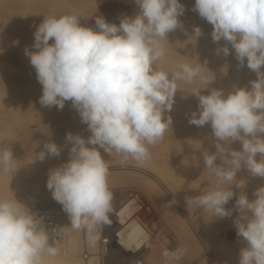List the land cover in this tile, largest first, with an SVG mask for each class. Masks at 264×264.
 <instances>
[{
	"label": "clouds",
	"instance_id": "1",
	"mask_svg": "<svg viewBox=\"0 0 264 264\" xmlns=\"http://www.w3.org/2000/svg\"><path fill=\"white\" fill-rule=\"evenodd\" d=\"M134 3V16L122 14L117 24L99 14L95 28L82 25L76 14L43 16L31 49H24L42 86L40 105L63 110L70 101L90 132L87 138L66 133L69 158L49 170L46 188L68 215L70 226L98 241L95 230L110 226L114 212L109 167L101 150L107 155L115 151L125 161L150 159V147L163 140L172 125L165 113L172 110L177 81L199 79L207 87L191 92L198 105L188 122L211 126L209 138L216 150H204L202 158L217 183L204 194L185 196L187 209L211 212L215 219L231 217L233 209L225 205L235 196L232 187L240 189L234 205L239 215L233 223L246 246L239 251L238 264H264V185L249 200L243 191L247 181L237 179L242 167L250 176L264 178V0H195L192 11L212 25L213 43L225 41L216 54L227 57L234 51L238 67L246 61L257 77L249 81L250 88L234 86L226 95L221 88H209L215 79L204 75L200 62H179L171 72L156 67L165 57L169 33L183 27L181 0ZM201 35L202 29L194 26L190 37L197 41ZM204 89L208 94H201ZM236 141L240 150L231 147ZM61 151L47 141L36 160L59 157ZM0 169L18 171L11 149L0 152ZM226 182L230 187H223ZM175 203L173 199L168 206ZM56 244L36 212L16 198H0V264H46L47 258L57 256ZM185 252L179 246L165 249V264H177Z\"/></svg>",
	"mask_w": 264,
	"mask_h": 264
},
{
	"label": "bare ground",
	"instance_id": "2",
	"mask_svg": "<svg viewBox=\"0 0 264 264\" xmlns=\"http://www.w3.org/2000/svg\"><path fill=\"white\" fill-rule=\"evenodd\" d=\"M18 1H20L19 2L20 4L23 3V5L32 4L34 8L24 9L21 7H16L15 5L17 3V0H7L6 3L5 2L2 3V6H5V7L1 8L0 10V12L2 11L4 14L0 16V22L3 23L2 24L3 25L2 27H4L3 30H6V32L4 31L5 32L4 35L7 38L12 36V34H10V31L7 32L10 28L12 27L18 28V26H20L21 28H25L24 22H27V21H25L24 13H26L28 10L29 11L32 10L36 12L39 16L38 22H36V25L34 26V28H36L41 23L44 14L46 15L48 11H50L46 8V5L47 4L52 5L56 3V2L54 3V0H18ZM75 1L80 2L82 0H75ZM125 1H127V3L129 1L131 5H133L132 6L133 8L131 9L132 11L130 10L131 13L130 14L128 13V14L129 16H134L138 11V6L135 5L134 0H125ZM84 2H81V4ZM98 2H100V0ZM181 3L185 6L184 15L179 17L180 21L182 22L183 27L177 28L173 32L169 33L168 35L169 41L168 40L164 41L166 54L162 60L157 62L156 64L157 69L163 70L166 72H171L174 66L179 62L183 61V62L190 63L192 65H195L198 62H200L204 64V68H203L204 75L207 76L209 79H215L214 82L209 85V88H221L224 90L225 95L228 92H230L234 86L250 88L249 81L255 80L257 78L255 72L251 71L246 66V61H245V66L238 67V62L235 59L234 51H232L231 54L227 57L223 56L222 54L217 55L215 50L218 47L222 46L225 43V41L222 40L220 41L219 44L213 43L212 38H211V32L213 30L212 25L207 23L204 19L200 18L196 12L192 11V8L195 4V0H181ZM59 5L60 4H58L57 7H59ZM89 5H87L86 3L84 6L85 7L88 6L89 8L91 6ZM91 7H94L93 4ZM54 8L55 7L53 6V9ZM66 9H65L67 11L66 14H68V8ZM83 9L87 11V9H85L84 7ZM72 10L74 9L72 8ZM75 10L77 11V8ZM93 11L94 10L87 11L85 16H88ZM116 12L118 13V15H122L123 13L121 9L119 8L116 9ZM125 14H127V12ZM116 17L111 16L107 18L106 21L110 23H116V19H117ZM90 19L91 17L88 19V21ZM81 22H86V21H81ZM86 23H84V25ZM194 26H199L202 29V35L198 38L197 41H195L194 37H190ZM33 33L31 32L32 36H33ZM174 42H176V47H178L177 45H179V49L177 50L175 49L178 52V55H177V52L175 53V50H174V44H175ZM229 48L231 50L230 45H229ZM22 51H24L23 48L21 49L20 52L22 53ZM261 70L264 71V67H262ZM30 75L33 76L34 78H32V82L30 80L29 81L31 83L34 82L35 86H37L39 82L36 79V72H33L32 74H29L28 76L30 77ZM177 85H178V91L176 92L174 99H177L178 101L174 102L170 113H165V118H167L168 115L172 117V125L166 131L163 140H161L154 146L150 147V153H151L150 159H148L147 161L143 163H138L137 161L131 158L125 161L123 160V157L119 154H116L115 151H113L111 155H107L103 153V150H101V154L104 156L108 164V167H109L108 183H119V182L123 183V185H121V188L123 186L125 190L124 200L121 203H119L116 209L114 210V215H113L114 222L112 224V227L114 225L113 231L109 234L108 233L104 234L108 238L107 244L104 245L102 243L101 227L99 226L95 230V234L99 236L98 241H96L95 243L89 240L88 234L85 230L73 229L70 226V220H69L68 215L62 210V206L59 204L60 210L62 213V220H63L62 222L63 239L57 242L56 244V247L58 249L57 256L47 258L46 264H101L102 253L104 251L106 252L109 251L111 247H114L120 250L121 252L124 251L125 254L126 252L129 253V255L133 254L130 260L128 261V263L134 259H139L143 264H165V259L161 253L162 250H159L155 243L157 244L164 243V245L162 246L164 250L169 249V248L170 250H172L178 246L185 248L186 252L183 255L184 259L179 261L180 264L181 263L183 264H238L239 251L242 247L246 246V242L243 239L241 241H238L236 237L235 239L237 241L229 240L228 238H226L228 235L226 237L224 234L220 236V233H219L220 237L217 236L216 232L218 231L215 230V226L217 224L218 219H215V217L213 216L211 212H206L202 209H196L193 212V211H188L187 209L185 196H197V195L204 194L205 192L210 190V188L214 187L215 184L217 183L216 178L212 176L208 172V170L205 168L204 161L202 158V152L204 150H208L209 152H215L216 149L214 146L213 139L209 138L211 137V133H212L210 124H206L203 127H198L195 125H191L188 122V117L191 115L193 111L197 109V105H198L197 98L191 95V92L197 88L199 89L206 88L207 85L204 84L199 79L194 81L193 83H187L185 81H177ZM8 89L9 88H7L6 91ZM16 94L18 95L19 93L16 92L15 95ZM22 94L24 93L22 92L21 95ZM201 94H208V89L202 90ZM3 104L5 103L3 102ZM18 104H20V102ZM6 108L9 109V106H6ZM65 108L67 110L64 109L62 111L55 110L52 108L53 109L52 118L51 119L48 118L47 117L48 115L47 116L45 115L47 118L43 116L45 117V119L42 122H40V127L33 128V129L29 128L28 132L31 134H37L41 132L45 138L44 140L52 141V142L54 140V138H52L51 136L52 133H56V132L64 133L62 136V139H64L65 133L70 131L69 127L73 124V122H75V120H73L74 117L71 116V112H72L71 106H67ZM44 109L45 108H43V110ZM10 110L11 109H9L8 111ZM41 112L43 111L41 110L40 113ZM49 112L48 113L51 115V111ZM4 113L5 112H3V114ZM11 113L15 114V112H13L12 110H11ZM74 113L76 114V112ZM63 117L65 118L64 120L62 119ZM13 118L17 119V115L16 117L14 116ZM30 120L32 119L30 118ZM77 120L79 121V119ZM5 122L7 121L5 120ZM74 124L76 125V122ZM81 125L82 124H80L79 126ZM82 126H85V125H82ZM80 128L83 129V127H80ZM81 129H80L81 132L82 131L85 132L84 130H81ZM1 131L3 135V130H0V132ZM6 131L7 130L4 131V134L5 133L8 134V131L7 132ZM10 136H12V134ZM8 137L9 136L7 135V138ZM54 137H56V135ZM39 139H41V137ZM26 140L28 141V138ZM6 143L10 145L8 146V149H11L12 152L22 150L21 149V147H23L22 144L18 145V144L13 143L12 145L8 142ZM41 145L40 146L37 145L34 148L35 152H34V155L32 156L30 155L31 153L27 154V151L21 152L19 154H17V152L13 153L14 162L18 169L16 174L5 173L2 169H0V198H16L18 201L26 204L34 212L36 211V208L39 203H42L45 201L48 202L52 199L51 192L46 188V181L48 179L49 167L55 164L60 165L66 162L69 158V153H66V155L64 154L65 156H63L62 159L60 158L61 161L58 157H48L43 162L38 160L39 161V165H38L39 173L36 175H32L31 174L32 168L31 169L29 168L32 165V163L37 162L36 157H38V153L43 148L41 147ZM2 147H1L0 152L4 151V148ZM231 147L233 149L240 150L241 143L239 141H236L231 145ZM64 150H66L65 147H64ZM256 158L258 159V157ZM219 162L220 161L218 160L217 163ZM31 167H34V166H31ZM165 168H168L172 172L173 170H175L178 173V175L176 174L177 177L180 180L183 179L185 182L186 181L190 182L189 179L187 180V177L196 179L195 182L196 181H199L200 183L202 182V188H204V190L202 191H193V190L189 191L188 190L187 192L186 190L189 188L184 189V187L183 188L180 187L179 194L182 197L183 201H178L176 199L177 203L172 204L169 207L168 206L169 202L173 200L171 196L173 195L172 190L168 188V190L165 191V194L168 197L169 202L167 201H165V203L162 202V200H165V197L162 194H161L162 198L158 196V194H160L158 192V185L161 186L163 183L165 186H167L164 182V177L162 176V171L165 170ZM166 171H164L163 173L165 174ZM185 176H186V179H184ZM165 178L167 179V177ZM178 178L176 179V181L178 180ZM237 179L238 180L245 179L247 181V185L243 191L247 194L249 200L255 199V196L253 195L254 191L257 188L264 185V178L250 176V174L248 173L245 167H242L241 170L237 173ZM176 181H175L176 185L172 182V180H171V183L173 184L172 186H176V189H177ZM130 185H135V187H138V189L139 188L145 189L146 196L148 199H151V198L157 199L156 203L153 202L155 208L163 216L164 220H166L168 223L173 225L175 229L174 233H172L171 235H168L169 232H167L166 235H163V236H167V238L169 239L168 241H170V243L166 242L165 239L162 238L163 237L162 233L166 232L167 230H162L163 231L162 232L161 230L158 229L159 231L154 232L151 229L149 225V221H151L150 216L147 215L146 213L147 211L143 210L144 203L141 198V195L137 189L134 190V188H132ZM224 186L230 187V185L227 182L223 185V187ZM236 189L238 190V192L240 191V189L238 188ZM234 205H235V200H230L228 204L225 205V208L233 209V213L231 217H237L239 215L238 211L235 210ZM190 217H192L193 220H195L196 222V223L194 222L195 224L193 223V226L189 222V221H192V218ZM226 218L230 219V217H226ZM223 222L225 221L223 220ZM228 222L227 224H229ZM225 224L223 225V228ZM217 226H219V224ZM103 232L105 233V231ZM120 260H121V257H120Z\"/></svg>",
	"mask_w": 264,
	"mask_h": 264
},
{
	"label": "rangeland",
	"instance_id": "3",
	"mask_svg": "<svg viewBox=\"0 0 264 264\" xmlns=\"http://www.w3.org/2000/svg\"><path fill=\"white\" fill-rule=\"evenodd\" d=\"M68 1V2H67ZM54 0V3L55 4H47L46 5V8L48 9V10H50V11H48V13L45 15L44 14V16H50V15H62L61 13H63L64 14V12H65V14H66V8H68V14L69 13H73V12H75L76 13V15H78V16H80L81 17V21H86V22H81V24L82 25H84V23H86L85 25L86 26H88V27H93V28H95V17L96 16H98L99 15V13H100V15L102 14H104L103 16H104V18L105 19H107V18H109V17H111V16H113V17H116L117 15H118V13L116 12V9H121V11L125 14L126 12H127V14L129 13H131V9L133 8L132 6L133 5H131V3L128 1V3H127V1H123V0H100V2H98L99 0H97V3H96V0H82V1H80V2H78V1H75V0ZM87 3V5H91L92 6V4H93V6L95 7H91L90 5V7L88 8V6H84L86 3ZM91 1H92V3H91ZM3 2H7V0H0V10H1V8H4L5 6H2V3ZM20 1H18L17 0V3H16V7H21V8H24V9H32V8H34V6H32V4H27V5H23V3H19ZM81 2H84V3H82L81 4ZM60 4L59 5V7L61 8H59V7H57V5L58 4ZM62 3V4H61ZM66 3H68V4H66ZM73 4V6H72V4ZM79 3H80V5H79ZM89 3V4H88ZM99 3V4H98ZM57 4V5H56ZM78 4V5H77ZM98 4V7L96 6ZM65 5V6H64ZM77 5V6H76ZM27 6V7H26ZM53 6L55 7V8H57V9H53ZM71 6V7H70ZM131 6V7H130ZM70 7V8H69ZM75 7V8H74ZM79 7V8H78ZM83 7L85 8V9H87V11H89V10H94L91 14H89L88 16H85V14H86V10H84L83 9ZM72 8L74 9V10H72ZM77 8V11L75 10ZM81 8V9H80ZM130 8V9H129ZM60 9V10H59ZM66 9V10H65ZM95 9H97V10H95ZM63 10H65V11H63ZM80 10H82V11H80ZM131 10V11H130ZM31 11V12H30ZM28 10L26 13H24V16H25V21H27V22H24L25 24V28H21L20 26H18V28H14V27H12V28H10L7 32H9L10 31V34H12V36L11 37H5V35H4V33L6 32V30H3V28L4 27H2L3 25V23L2 22H0V95L2 96V98H1V96H0V130H3V135H2V131L0 132L1 134H0V150H1V147L2 148H4V150H8V146H10L9 144H7L6 142H8V143H10V144H12L13 145V143L14 144H22L23 145V147H21V151L19 150V151H15V152H17V154H19V153H21V152H26L27 151V154L28 153H31L30 155L32 156V155H34V148L38 145V146H40L41 144V147H43V143H45V142H47L46 140H44L45 138H44V136H43V134L40 132V133H37V134H31V133H29L28 132V130H29V128H38V127H40V122H42L44 119H45V117L47 116L48 118H52V110L53 109H55V110H58L55 106H53L50 110H48L47 109V107H43V108H45V109H47V110H43V108H42V106L41 105H39V97L42 95V87L38 84L37 86H35V84H34V82L33 83H31L32 82V78H34L33 76H31L30 75V77L28 76L29 74H32L33 72H35V69L30 65V62H29V58L28 57H26L25 56V54H24V51H22V53L20 52L21 51V49L23 48V49H25V47H28V48H30L31 49V46L33 45V41H34V36H32L31 35V32L33 33L34 32V30H35V28H34V26L36 25V22H38V18H39V16H38V14L36 13V12H34V11H32V10ZM125 11V12H124ZM78 12H80V13H78ZM99 12V13H98ZM104 12V13H103ZM75 13H73V14H75ZM122 13V14H123ZM94 14H96V15H94ZM126 14V15H127ZM129 14H128V16H129ZM2 15H4L3 14V12L1 11L0 12V16H2ZM93 15V16H92ZM119 16V17H118ZM116 18V23L118 24L119 23V18L121 17V15H118ZM85 17V18H84ZM87 17V18H86ZM91 17V19L88 21V19ZM84 20H83V19ZM88 23H89V25H88ZM19 24H20V22H19ZM91 24V25H90ZM84 25V26H85ZM5 31V32H4ZM4 36H3V35ZM22 39V40H21ZM16 42H18V43H16ZM175 44H174V50L176 49H179V45H177L178 47H176V42H174ZM209 47V46H208ZM34 50V49H33ZM175 50V53L177 52ZM8 51V52H7ZM176 55V54H175ZM174 55V56H175ZM177 55H178V52H177ZM4 58V59H3ZM10 65V66H9ZM7 67V68H6ZM17 70H19V71H17ZM31 72V73H30ZM7 73V74H6ZM28 74V75H27ZM29 77V78H28ZM31 78V79H30ZM24 80H26V81H24ZM31 82H30V81ZM15 82V83H14ZM19 83V84H18ZM35 86V87H34ZM12 87H14V88H12ZM7 88H9L7 91H6V89ZM12 88V89H11ZM26 90H25V89ZM31 88V89H30ZM35 89V90H34ZM15 92H14V91ZM18 90H20V91H18ZM25 90V91H24ZM30 92H29V91ZM9 91V92H8ZM19 93L18 95L16 94L15 95V93ZM24 93V94H22L21 95V93ZM11 95H10V94ZM37 93V94H36ZM38 93H40V94H38ZM36 95H37V97H36ZM14 96H16V97H14ZM18 96V97H17ZM23 96H25V97H27V96H29V97H27V98H25V97H23ZM33 96V97H32ZM35 96V97H34ZM20 97V98H19ZM23 97V98H22ZM2 99H3V101H2ZM5 99V100H4ZM13 99V100H12ZM20 99V100H19ZM19 100V101H18ZM37 100V101H36ZM23 101V102H22ZM175 101H178L177 99H175ZM3 102L5 103V104H3ZM20 102V104H18ZM29 102V103H28ZM8 103V104H7ZM12 105H11V104ZM32 105H31V104ZM35 103H37V104H35ZM66 103H68V104H66ZM70 103V104H69ZM14 104V105H13ZM15 104H17V105H15ZM1 105H3V106H1ZM9 106V109H11L13 112H15V114L14 113H11V110L10 111H8L9 109L8 108H6V106ZM38 105H39V107H38ZM19 106V107H18ZM67 106H71V102L70 101H66L65 102V106H64V108H63V110L64 109H66L65 107H67ZM42 109H41V108ZM30 108V109H29ZM71 108H72V106H71ZM20 109V110H19ZM23 109H25V110H23ZM32 109H33V111H32ZM43 111V112H41L40 113V111ZM67 110V109H66ZM22 111V112H21ZM49 111H51V115L49 114L50 112ZM62 111V110H61ZM3 112H5L4 114H3ZM17 112H18V114H20V115H18L17 114ZM24 112V113H23ZM49 112V113H48ZM74 112H76L75 110H74V108H72V112H71V116L72 117H76L75 119L73 118V120H75V122H76V125L74 124L75 122H73V124L69 127L70 129V131L69 132H71V133H73V134H80L81 136H83V137H88L89 135H90V132L89 131H87V127H86V125L85 124H82L81 122H80V117H79V115L77 114V112H76V114L74 113ZM3 115H2V114ZM29 113V114H28ZM36 114V115H34V114ZM44 113V114H43ZM11 114H13V115H11ZM72 114H74V115H76V116H74V115H72ZM16 115H17V119L15 120L13 117L15 116L16 117ZM42 115V116H41ZM46 115V116H45ZM32 116V117H31ZM43 116H45V117H43ZM21 117V118H20ZM35 117V118H34ZM46 117V118H47ZM13 118V119H12ZM30 118L32 119V120H30ZM8 122V124H7V122H5V120ZM33 119H34V121H33ZM59 119H60V117H59ZM63 120L65 119L64 117L62 118ZM77 119H79V121L77 120ZM3 120V121H2ZM9 120V121H8ZM19 120V121H18ZM21 120V121H20ZM17 122V123H16ZM19 122V123H18ZM15 123V124H14ZM21 123V124H20ZM82 124V125H85V126H79L80 124ZM6 124V125H5ZM25 126H27V127H25ZM79 126V127H78ZM25 127V128H24ZM80 127H83V129H81ZM84 127H86V128H84ZM66 128V127H65ZM76 128V129H75ZM17 129V130H16ZM80 129L81 130H84L85 132H81L80 131ZM5 130H7L8 131V134L7 133H5L4 134V131ZM77 130H78V132H77ZM6 131V132H7ZM19 131V132H18ZM20 131H22V132H20ZM42 131V130H41ZM80 131V132H79ZM26 133H28V134H26ZM12 134V136H10ZM39 134V135H38ZM63 134L64 133H52L51 134V136H52V138H54V140H53V142H55L58 146H60L61 148H62V151H61V155L62 156H59L58 158L60 159H62L63 158V156H65L66 155V153H68V148H70L69 146H71L70 144H66V141L64 140V139H62V136H63ZM7 135L9 136L8 138H7ZM49 135V134H48ZM56 135V137H54ZM65 135H66V133H65ZM65 135H64V137H65ZM41 137V139H39L40 137ZM50 136V135H49ZM12 137V138H11ZM16 137V138H15ZM43 137V138H42ZM59 137H61V138H59ZM2 138V139H1ZM5 138V139H4ZM19 138V139H18ZM28 138V141L26 140ZM57 138V139H56ZM19 141H18V140ZM43 139V140H42ZM23 141V142H22ZM62 141V142H61ZM34 144H35V146H34ZM63 144V145H62ZM5 146V147H4ZM67 146V147H66ZM30 147V148H29ZM64 147H65V149L66 150H64ZM27 149V150H26ZM15 152H13V153H15ZM65 154V155H64ZM256 157H258V159L257 160H259L260 159V154H257V156ZM37 159H38V157H36ZM32 159V158H31ZM33 159H35V158H33ZM61 159H60V161H61ZM33 162V161H32ZM36 165V166H35ZM38 165H39V161L37 160V162H35V163H32V165L31 166H34V167H31L30 166V168L29 169H31V174L32 175H36V174H38L39 173V167H38ZM41 166V165H40ZM54 166V167H53ZM51 165L50 167H49V170L50 169H52V168H55V167H57L58 165L57 164H55V165ZM36 167V168H35ZM167 170V171H166ZM164 171H166L165 172V174L163 173ZM49 172V171H48ZM168 172V173H167ZM165 176H164V175ZM178 175V173L175 171V170H173V172L171 171V170H169L168 168H165V170H163L162 171V176L164 177V182H165V184L167 185V186H165L163 183H162V185L161 186H159L158 185V192L160 193V194H158V196L160 197V198H162V195L165 197V200H162V202H164L165 203V201H167V202H169V199H168V197L166 196V194H165V191H167L168 190V188L170 189V190H172V192H173V195H171L172 196V198L173 199H177L178 201H183V199H182V197L180 196V194H179V188L180 187H184V189L185 188H189V189H187L186 191L188 192V190L189 191H202V190H204V188H202V182L200 183L199 181H196L195 182V180L196 179H194V178H189V177H187V180L189 179V181L190 182H185L183 179V181L182 180H180L178 177H177V175ZM169 176V177H168ZM165 177H167V179L165 178ZM174 177V178H173ZM171 179L172 180V182L175 184V181H176V179L178 178V180L176 181L177 182V189H176V186H172L173 184L171 183V180H169V179ZM166 179V180H165ZM175 179V180H174ZM184 179H186V176L184 177ZM192 179V180H191ZM193 179H194V181H193ZM168 180V181H167ZM170 181V182H169ZM171 183V184H170ZM200 183V184H199ZM109 184V186H110V189L112 190V192L114 193V200H113V207H114V210L116 209V207L118 206V204L119 203H121L123 200H124V198H125V190H124V187L122 186V188H121V185H123V183H108ZM112 185V186H111ZM117 185H118V187H117ZM176 185V184H175ZM113 186H115V187H113ZM132 188H134V190L135 189H137L138 191H139V193H140V195H141V198H142V200H143V203H144V211H147L146 213H147V215H149L150 216V220L151 221H149V225H150V227H151V229L154 231V232H157V231H159V230H167L166 232H163L162 233V236L163 235H166L167 234V232H169L168 233V235H171L172 233H174V231H175V229H174V227H173V225H171L170 223H168L166 220H164V218H163V216L159 213V211L155 208V206H154V203L153 202H155L156 203V201H157V199L156 198H151V199H148L147 198V196H146V190L145 189H138V187H135V185H130ZM117 187V188H116ZM225 187V186H224ZM229 187V186H228ZM162 190H161V189ZM225 188H227V187H225ZM183 190V189H182ZM232 190H233V192L235 193V196L233 197V199H231V200H235L238 196H239V194H240V191L238 192V190L235 188V187H233L232 188ZM235 190H237V191H235ZM117 191V192H116ZM163 191V192H162ZM119 193V194H118ZM178 193V194H177ZM237 193H239V194H237ZM162 194V195H161ZM118 197V198H117ZM164 199V198H163ZM160 200V199H159ZM253 200V199H252ZM113 215H114V212L110 215V219H111V221H112V223H111V225L110 226H107L106 225V227L104 226V227H101V233H104L103 231H105V233L104 234H106V233H111L112 231H113V228H114V225H113V227H112V224H113V222H114V220H113ZM190 218H192V217H190ZM236 218V217H230V219H227V218H223V219H218L217 220V224H216V226H215V230L216 231H218V232H216V234H217V236H219V233H220V236H222L223 234L225 235V237L226 238H228L229 240H233V241H237L236 239H238V241H241L242 240V238L241 237H238L237 236V230H236V228H235V226H234V223H233V221H234V219ZM191 220V219H190ZM223 220L226 222V224H225V222H223ZM232 220V221H231ZM229 221V222H228ZM190 222V224L193 226V223L195 222V220H193V218H192V221H189ZM192 222V223H191ZM227 222L229 223V224H227ZM167 223H168V225H167ZM196 223V222H195ZM194 223V224H195ZM152 224V225H151ZM219 224V226H217ZM225 224V226L227 227H225L224 226V228H223V225ZM221 225V226H220ZM159 227V228H158ZM165 228V229H164ZM223 228V229H222ZM111 229V230H110ZM159 229V230H158ZM173 229V230H172ZM224 229H225V231H224ZM220 231H222V232H220ZM233 234V235H232ZM173 236V235H172ZM219 236V237H220ZM235 237H236V239H235ZM238 237V238H237ZM162 238H164L165 239V241L166 242H169L170 243V241H168L169 239L167 238V236H163ZM156 244V246H157V248L159 249V250H162L161 251V253H163V251H164V248H162V246L164 245V243H162V244H157V243H155ZM113 249H115V250H113ZM170 249V248H169ZM175 249V248H174ZM173 250V249H172ZM118 251V252H117ZM120 250H118V249H116V248H114V247H111V249L109 250V251H102L103 253H102V256H101V264H128V261L130 260V258L132 257V255H129V253H127L126 252V254H125V252L123 251V252H119ZM114 252V253H113ZM124 255H123V254ZM107 254V255H106ZM119 255V256H117V255ZM128 254V255H127ZM126 258H125V257ZM127 256H128V258H127ZM115 257V258H114ZM120 257H121V260H120ZM123 257V258H122ZM118 258V259H117ZM165 259V258H164ZM184 259V256L182 257V259L181 260H183ZM180 260V261H181ZM112 261H113V263H112ZM122 261V262H121ZM185 261V260H184ZM179 262H177V264H178ZM180 264V263H179ZM181 264H183V263H181Z\"/></svg>",
	"mask_w": 264,
	"mask_h": 264
},
{
	"label": "built area",
	"instance_id": "4",
	"mask_svg": "<svg viewBox=\"0 0 264 264\" xmlns=\"http://www.w3.org/2000/svg\"><path fill=\"white\" fill-rule=\"evenodd\" d=\"M38 217L43 218L44 226L50 233V241L57 240V242L63 239V230H62V213L60 210L59 203L53 200V198L48 202L39 203L36 211ZM56 230V231H54ZM107 236L102 233V243L107 244ZM143 264L139 259H134L128 264Z\"/></svg>",
	"mask_w": 264,
	"mask_h": 264
}]
</instances>
